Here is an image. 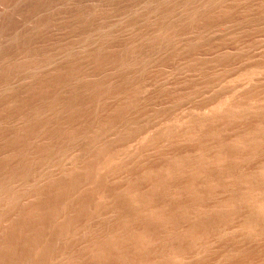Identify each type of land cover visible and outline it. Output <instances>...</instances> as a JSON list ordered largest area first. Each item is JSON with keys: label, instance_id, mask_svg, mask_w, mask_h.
Segmentation results:
<instances>
[{"label": "rangeland", "instance_id": "rangeland-1", "mask_svg": "<svg viewBox=\"0 0 264 264\" xmlns=\"http://www.w3.org/2000/svg\"><path fill=\"white\" fill-rule=\"evenodd\" d=\"M0 264H264V0H0Z\"/></svg>", "mask_w": 264, "mask_h": 264}]
</instances>
